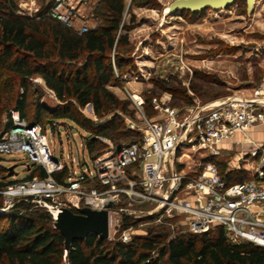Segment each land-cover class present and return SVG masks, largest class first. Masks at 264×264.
Returning <instances> with one entry per match:
<instances>
[{
  "label": "built area",
  "instance_id": "obj_1",
  "mask_svg": "<svg viewBox=\"0 0 264 264\" xmlns=\"http://www.w3.org/2000/svg\"><path fill=\"white\" fill-rule=\"evenodd\" d=\"M50 14L72 27L77 16L66 0H55ZM88 29L83 25L77 30ZM135 102L144 124L142 129L134 123L130 128L142 131L139 140L110 146L93 159L95 172L79 175L54 158L41 125L29 124L12 110L13 126L0 136V155L25 153L30 162L27 166L42 167L47 176L0 190L3 208L8 209L16 197L27 196L51 215L60 208L103 210L112 203L109 239L119 232L127 243L133 231L132 226L121 230L122 216L132 214L134 204L154 205L147 214L157 224L179 219L176 226H186L193 234L219 226L231 243L264 247V143H255L248 136L251 128L264 123V76L247 95L233 94L213 106L195 102L180 109L154 97V108L161 114L157 119L142 113L141 99ZM238 133L243 136L241 141H235ZM244 143L253 145L252 159L240 150L238 160L253 177L228 183L212 160L222 155L226 144ZM191 155L198 156L196 164ZM65 167L70 177L59 182L54 174ZM121 199L128 206L118 207Z\"/></svg>",
  "mask_w": 264,
  "mask_h": 264
},
{
  "label": "trees",
  "instance_id": "obj_2",
  "mask_svg": "<svg viewBox=\"0 0 264 264\" xmlns=\"http://www.w3.org/2000/svg\"><path fill=\"white\" fill-rule=\"evenodd\" d=\"M136 2L130 0L128 5L127 0H101L103 23L80 33L50 14L55 0L32 16L22 13L15 0H0V74L15 77L21 90L13 102L7 99V105L44 131L59 120L73 122L90 134L85 147L93 159L99 155L100 137L139 139L141 133L125 130L119 117L120 113H128L125 101L108 88L126 67H133L125 55L132 29L125 16L128 6ZM35 76L44 80L60 104L45 111L39 107L31 111L28 81ZM134 98L139 99L137 95ZM88 105L97 118L110 117L93 124L81 113ZM3 113L1 110L2 133L13 126L10 114L2 124ZM45 116L47 122L43 123ZM30 170H38L39 175L32 173L27 180L47 176L42 167ZM222 175L228 181L229 175ZM54 177L64 182L70 177L69 168L56 172ZM16 182L0 181V190ZM139 221L125 216L121 230ZM177 230L174 235L151 231L129 243L91 234L74 241L66 254L64 237L54 229L50 212L31 196L15 199L4 209L0 194V264H264V247L231 243L222 227L201 234Z\"/></svg>",
  "mask_w": 264,
  "mask_h": 264
},
{
  "label": "rangeland",
  "instance_id": "obj_3",
  "mask_svg": "<svg viewBox=\"0 0 264 264\" xmlns=\"http://www.w3.org/2000/svg\"><path fill=\"white\" fill-rule=\"evenodd\" d=\"M49 1L15 0L20 11L31 16ZM173 1L137 0L128 6L129 13L125 18L132 29L129 32L130 47L125 55L132 61L133 67L131 70L126 67L108 86L117 98L126 103L128 113L119 114L125 130L131 129L132 123L143 128L144 121L138 114L136 100L143 101L141 110L146 117L157 119L161 114L154 108V97L183 109L195 102H212L233 94L247 95L264 76L259 66L264 64V0H257L251 14L247 13L246 3L238 1L223 10L206 9L197 14L180 10L164 16V9ZM66 2L74 7L77 15L73 26L81 28L87 25L91 29L103 23L101 0ZM127 4L130 5V0H127ZM79 7L84 9L80 20L77 13ZM28 84L31 111L37 107L45 111L60 104L41 77H33ZM20 92L15 77L0 74V111L4 112L1 116L2 124L13 110L7 105V99L11 98L13 102ZM135 95L139 99L134 98ZM81 113L91 119L93 124L110 117L97 118L91 105L81 109ZM44 118L43 123H46V116ZM136 131L142 134L141 130ZM0 132L1 136L2 129ZM45 134L54 158L66 163L73 174L75 171L78 175L88 173L89 170L95 172L93 158L85 147L86 139L90 138L87 131L69 120H59L55 126L49 125ZM137 139L132 141L126 137H117L116 140H110L100 137L99 155L110 146L119 147ZM191 158L193 164L198 162L197 155H191ZM29 164L25 153L1 154L0 181H25L32 173L39 175L38 170H28ZM221 168L225 171L226 166ZM19 198L22 197L15 199ZM126 206L128 202L121 199L118 207ZM152 208L154 205L134 204L130 209L132 214L122 216V219L125 216L141 219L130 225L132 239L138 235H149L151 231L169 235H174L177 229L188 232L186 226H176L175 222L179 219L157 224L147 214ZM113 237L108 240H121L119 232Z\"/></svg>",
  "mask_w": 264,
  "mask_h": 264
},
{
  "label": "water",
  "instance_id": "obj_4",
  "mask_svg": "<svg viewBox=\"0 0 264 264\" xmlns=\"http://www.w3.org/2000/svg\"><path fill=\"white\" fill-rule=\"evenodd\" d=\"M237 1L246 3L248 14L252 13L257 2V0H174L163 13L167 16L180 10L194 13L206 9L223 10ZM27 168L30 170V166ZM112 206L113 204L109 203L103 210L82 208L78 211L60 208L52 213L53 227L64 237L66 254L74 241H82L91 234L98 235L100 239H109V208Z\"/></svg>",
  "mask_w": 264,
  "mask_h": 264
},
{
  "label": "crops",
  "instance_id": "obj_5",
  "mask_svg": "<svg viewBox=\"0 0 264 264\" xmlns=\"http://www.w3.org/2000/svg\"><path fill=\"white\" fill-rule=\"evenodd\" d=\"M79 14V20L83 17V13H84V9H82V7H79L78 12ZM76 30L79 29L77 27H75V25L73 26ZM95 28V27H94ZM264 63V62H263ZM260 66V73L263 72L264 74V64H259ZM251 72V71H250ZM263 77V76H262ZM229 97V96H228ZM227 99V98H226ZM226 99L224 98H220L217 99L215 101L212 102H206V103H202L203 105H209V106H213V105H217L223 101H225ZM249 139L255 143H264V123H261L259 125L254 126L253 128L250 129L249 131ZM243 138L242 134L238 133L235 136V141H241ZM223 151H222V155L220 157H217L215 159H213L220 171L228 176V183H233V182H242L240 179H242L243 177H245L243 179V181L245 180H249L253 177V172L250 170H245L241 167V163H239V158L237 153L242 150L244 151V153L246 154V157H250L249 159L251 160L252 157L250 156V152L253 149V145L251 143H244L242 145H235V144H226L225 146H223ZM226 166L225 171L222 170L221 167Z\"/></svg>",
  "mask_w": 264,
  "mask_h": 264
}]
</instances>
